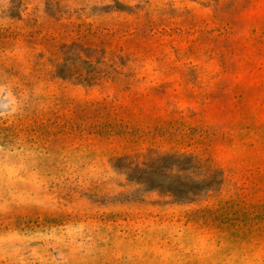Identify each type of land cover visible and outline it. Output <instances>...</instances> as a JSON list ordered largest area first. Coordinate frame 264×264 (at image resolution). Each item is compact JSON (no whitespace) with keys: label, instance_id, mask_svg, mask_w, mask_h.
Here are the masks:
<instances>
[{"label":"rangeland","instance_id":"1","mask_svg":"<svg viewBox=\"0 0 264 264\" xmlns=\"http://www.w3.org/2000/svg\"><path fill=\"white\" fill-rule=\"evenodd\" d=\"M0 264H264V0H0Z\"/></svg>","mask_w":264,"mask_h":264}]
</instances>
